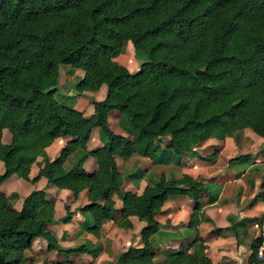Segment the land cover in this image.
Listing matches in <instances>:
<instances>
[{"label":"trees","instance_id":"16d2710c","mask_svg":"<svg viewBox=\"0 0 264 264\" xmlns=\"http://www.w3.org/2000/svg\"><path fill=\"white\" fill-rule=\"evenodd\" d=\"M125 39L143 55L134 71L112 58ZM62 64L83 71L74 84L76 93L105 84L103 98H90V115L55 96ZM110 109L121 113L130 137L110 129ZM93 126L105 137L92 151L94 171L82 166L85 151L63 167L69 153L84 147ZM243 127L264 138V0H0V183L20 169L24 179L43 176L71 190L73 198L86 188L88 201L78 209L88 214L86 230L95 235L115 210L120 218L135 215L144 222L142 244L121 250L119 264H156L148 240L157 230L154 212L168 195L196 200L205 187L186 173L169 179L161 173L134 194L122 188L114 155L154 159L156 143L166 135L172 152L194 151L208 137L220 139ZM2 128L10 133L8 143L1 141ZM65 135L72 138L53 158L43 155L36 175L29 178L36 155ZM198 157L211 160L214 153ZM112 192L121 201L119 208ZM254 199L264 204V179ZM47 203L45 191L32 189L15 209L0 190V264H30L23 251L35 236H42L48 249H87L84 243L57 244L46 229L57 220L40 212ZM197 208L188 220L194 229ZM70 213L65 206L59 219ZM262 237L252 239L251 255ZM254 260L250 257L248 264ZM160 264L211 261L196 234L191 244L165 254Z\"/></svg>","mask_w":264,"mask_h":264},{"label":"crops","instance_id":"0c3cea01","mask_svg":"<svg viewBox=\"0 0 264 264\" xmlns=\"http://www.w3.org/2000/svg\"><path fill=\"white\" fill-rule=\"evenodd\" d=\"M121 46L123 49L120 47L112 58L129 71L136 70L140 60L135 59L136 52L130 41L123 40ZM82 72L80 68L62 64L54 94L68 100L73 98L74 103L70 105L88 116L93 110L90 98H103L106 86L102 83L95 90L84 89L76 93L74 84ZM107 122L113 132L131 136L121 113L116 109L107 112ZM167 137H160L157 141L154 159L137 153L114 155L116 168L122 177V188L134 194H139L146 184H152L161 173L167 179L186 173L205 187L196 200L185 194L168 195L154 212L157 230L148 238L154 262L160 264L165 254L191 244L197 234L203 240L204 254L211 264H248L250 257L255 259L251 264H264V259H259L256 254L251 255L250 248L252 239L261 234L264 227V204L254 199L260 181L264 179V138L249 127H243L220 139L208 137L195 146L194 151L174 153L166 147ZM71 138L70 135L57 136L47 143L43 147V154L36 155L30 163L27 176L36 175L43 163V155L49 159L58 155ZM1 141H10L6 128H2ZM104 141L99 127L93 126L84 147H76L69 153L62 163L63 167L71 166L78 155L85 151L87 154L82 166L88 173L94 171L96 163L92 151ZM213 153L211 160L198 157ZM235 156L238 157L230 159ZM2 169L0 161V172ZM32 189L45 191L49 203L43 205L40 212L44 217L50 215L57 220L46 224V229L55 237L57 244L71 247L84 243L87 249L71 252L48 249L45 239L35 236L30 247L23 251L26 257H30V264H119L116 255L121 250L128 245L142 244L139 230L144 222L133 214L120 218L118 209L111 217L101 221L97 235L87 231L88 214L78 209L88 201L86 188L79 190L73 198L71 190L57 187L43 176H38L34 181L24 179L20 169L0 183L7 203L15 209L21 206L23 197ZM110 197L114 207L119 208L121 201L116 193L112 192ZM65 206L71 213L63 221L59 218L65 214ZM195 206L198 207L195 214L198 221L194 229L188 220Z\"/></svg>","mask_w":264,"mask_h":264},{"label":"rangeland","instance_id":"374dc122","mask_svg":"<svg viewBox=\"0 0 264 264\" xmlns=\"http://www.w3.org/2000/svg\"><path fill=\"white\" fill-rule=\"evenodd\" d=\"M121 48L123 49V46H121ZM135 59H136V60H140V61H142V60H143V55L140 54V53H136V55H135ZM57 82H58V80H57ZM57 98H58L59 100H61V101H63V100H67L68 103L71 104V105L74 103L73 98H70V99L68 100L67 97H63V96L60 95V94H58ZM64 102H65V101H64ZM240 162H241V161H238V163H240Z\"/></svg>","mask_w":264,"mask_h":264},{"label":"built area","instance_id":"2783aa9c","mask_svg":"<svg viewBox=\"0 0 264 264\" xmlns=\"http://www.w3.org/2000/svg\"><path fill=\"white\" fill-rule=\"evenodd\" d=\"M261 235H263V237L261 239V242L259 243V245L256 248V256L259 259L262 258V252H263V249H264V227L262 228Z\"/></svg>","mask_w":264,"mask_h":264}]
</instances>
